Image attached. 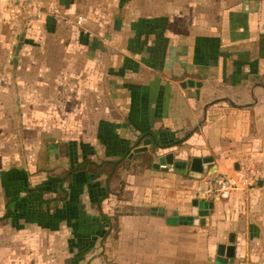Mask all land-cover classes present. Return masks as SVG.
Masks as SVG:
<instances>
[{"label":"crops","instance_id":"obj_1","mask_svg":"<svg viewBox=\"0 0 264 264\" xmlns=\"http://www.w3.org/2000/svg\"><path fill=\"white\" fill-rule=\"evenodd\" d=\"M33 1L27 18L0 0V264H217L220 245L264 264V0ZM151 133L182 139L152 164L212 160L126 173L121 200L103 173L66 176ZM245 155L247 186L205 191Z\"/></svg>","mask_w":264,"mask_h":264},{"label":"trees","instance_id":"obj_2","mask_svg":"<svg viewBox=\"0 0 264 264\" xmlns=\"http://www.w3.org/2000/svg\"><path fill=\"white\" fill-rule=\"evenodd\" d=\"M259 39L261 49L264 53V35H261ZM142 137L143 135H139L136 140V145L140 143ZM151 140L149 148L134 152L131 155H129L130 150H128L112 158H86L77 163L73 168H70L68 172H66V176H69L75 171H83L86 174L103 173L105 175V196L113 194L117 199L121 200L126 197V192L124 190L125 182L123 179L124 174L139 173L151 168L154 154L158 149L179 144L182 139L173 142H163L155 133H151ZM62 191L65 192L61 185H59L57 192ZM101 218L109 225H112V220L115 219L116 216L110 217L101 214Z\"/></svg>","mask_w":264,"mask_h":264},{"label":"water","instance_id":"obj_3","mask_svg":"<svg viewBox=\"0 0 264 264\" xmlns=\"http://www.w3.org/2000/svg\"><path fill=\"white\" fill-rule=\"evenodd\" d=\"M191 84V81H188ZM151 142L149 138H144L142 140V145L136 147L133 152L142 151L147 149V145ZM211 157H206L204 159L192 158L191 161L186 159L174 158L172 151H168L162 155H158L157 161L152 164L154 168H161L163 170L171 169L177 173H186L187 171L191 172H201L202 171V162L211 161ZM196 204L199 208L200 215H206L208 213V208L211 206L210 201H206L199 196V199L196 201ZM152 210L156 211V214L163 216L164 209L161 207L153 208ZM193 216H168L166 221L169 224H178V223H191L193 222ZM223 245L219 246L216 263L217 264H228L231 262L234 255V246L230 245L226 247L225 256L223 257Z\"/></svg>","mask_w":264,"mask_h":264},{"label":"built area","instance_id":"obj_4","mask_svg":"<svg viewBox=\"0 0 264 264\" xmlns=\"http://www.w3.org/2000/svg\"><path fill=\"white\" fill-rule=\"evenodd\" d=\"M12 7L20 10L25 17L32 18L38 15L36 4L33 0H10ZM83 17H78L77 23L81 24ZM240 168L235 175L226 173H215L203 178L205 191L212 195H225L233 189L249 184L253 168L251 159L242 156L239 160Z\"/></svg>","mask_w":264,"mask_h":264},{"label":"rangeland","instance_id":"obj_5","mask_svg":"<svg viewBox=\"0 0 264 264\" xmlns=\"http://www.w3.org/2000/svg\"><path fill=\"white\" fill-rule=\"evenodd\" d=\"M16 122V121H15ZM10 125H12V127H14L15 125H13V122H12V124H10Z\"/></svg>","mask_w":264,"mask_h":264}]
</instances>
